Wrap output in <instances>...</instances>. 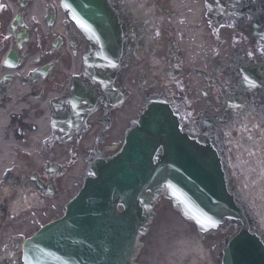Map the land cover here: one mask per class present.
Instances as JSON below:
<instances>
[{
    "label": "flooded vegetation",
    "instance_id": "1",
    "mask_svg": "<svg viewBox=\"0 0 264 264\" xmlns=\"http://www.w3.org/2000/svg\"><path fill=\"white\" fill-rule=\"evenodd\" d=\"M38 1L0 0V64L15 54L20 70L33 58L37 80L31 74L28 80L57 83L53 90L60 99L70 97L76 84L94 89L96 112L86 111L73 140L87 166L120 150L134 123L128 104L136 97L143 105L154 95L174 104L184 131L220 142L235 162L228 166L233 190L241 176L232 169L238 150L264 162V0H180L202 7L191 24L173 0H97L112 14L94 19L123 28L121 68L108 69V63L94 68L106 85L93 84L87 75L85 55L101 47L73 22L72 12L80 6L72 10L64 0H40L34 15ZM60 107V115L71 109L68 103ZM251 130L258 133L256 140Z\"/></svg>",
    "mask_w": 264,
    "mask_h": 264
},
{
    "label": "water",
    "instance_id": "2",
    "mask_svg": "<svg viewBox=\"0 0 264 264\" xmlns=\"http://www.w3.org/2000/svg\"><path fill=\"white\" fill-rule=\"evenodd\" d=\"M83 3L88 6L83 14L97 13L91 1ZM79 24L89 34L98 24L100 34L107 32L102 21ZM120 32L108 23L111 60L121 54ZM15 59L11 55L7 65L14 66ZM84 99L83 89L77 87L73 100L79 104ZM72 121H55L54 129L72 126ZM89 175L67 205L65 217L25 241L24 264H133L138 240L147 234L155 200L163 192L203 233L226 224L241 228L223 250V264H264V240L229 190L218 145L183 133L166 101L151 102L119 155L96 163Z\"/></svg>",
    "mask_w": 264,
    "mask_h": 264
},
{
    "label": "bare ground",
    "instance_id": "3",
    "mask_svg": "<svg viewBox=\"0 0 264 264\" xmlns=\"http://www.w3.org/2000/svg\"><path fill=\"white\" fill-rule=\"evenodd\" d=\"M40 2L39 0L34 7V15L40 13ZM174 2L179 10L190 13L191 17H197L200 13L201 6L198 3L181 5L180 0ZM33 61V58L29 57L20 70L9 69L0 64V251L4 252L9 264L17 259L16 241L23 243L27 239L25 232L29 227H42L49 220L44 215L48 212L47 206L50 202L46 201L48 199L40 190L29 185V182L24 184V180L36 175L40 184L43 186L51 184L53 191L58 188V182L63 184L66 182L68 194L77 187L78 166L70 167L64 176H60L62 169L59 160L62 149L58 144L52 147L49 145L48 148V143H53L50 139L46 141L51 126L49 105L56 99V94L51 90L48 99L38 100L40 96L37 95V90L41 89L43 94L45 85L43 82L32 84L28 80V75L34 70ZM4 76H10L13 80L4 83L2 81ZM29 127L35 130L26 134ZM19 131L23 133L21 136L18 134ZM50 151L51 154L47 155ZM72 155L74 156V153ZM24 157L29 161L27 164L29 171L25 170L23 165ZM45 161L54 164L58 174L50 176L43 174ZM73 161L69 165H72ZM16 172L21 175L17 178L23 179L18 186L22 187L21 190L7 184L3 179L5 174ZM55 200L53 209H50L54 217L58 215L59 208L58 197ZM177 225L181 237L172 238L169 246L162 244L160 253L163 259L158 264H210L201 243L196 242L180 222Z\"/></svg>",
    "mask_w": 264,
    "mask_h": 264
},
{
    "label": "rangeland",
    "instance_id": "4",
    "mask_svg": "<svg viewBox=\"0 0 264 264\" xmlns=\"http://www.w3.org/2000/svg\"><path fill=\"white\" fill-rule=\"evenodd\" d=\"M45 85H55L57 86L56 83H49L44 81L43 82ZM47 97V92L45 91V93L43 94L42 100L43 98ZM138 113V105L134 104L131 109H130V113L129 115L134 116L137 115ZM50 136V134H49ZM57 142L60 144V148L62 149V155H61V159L59 160V162L61 163V165L63 167H65V163L66 160L70 159V151L71 146L74 148L73 145H66L64 146L62 143H60L59 140H57ZM55 143H53L54 145ZM52 147V145H50ZM48 145V148L50 147ZM77 154H79V152H76ZM48 154H51V151ZM27 159L25 158V162H23L24 166H25V170L29 171L28 167H27V163H29V161H26ZM48 165H51V162L45 161L44 162V166H43V174L46 175L47 173V167ZM65 168H69V167H65ZM81 173L82 170H78L77 171V187L71 192V193H66L68 190L67 185H65L63 187V184H60L58 182V188L60 189L59 192H55L54 196L50 197H46L48 200L49 205L48 207V212H46V214L44 216H46L49 220L48 222L52 221V220H57L59 218H61L63 216V210L65 209V206L67 205V203L78 193L79 189H80V184H81ZM17 175V177L21 176L18 175L17 172L16 174H10L9 176L11 177H15ZM33 176V175H32ZM32 176H30L27 180H24V184H26L28 182V180H30L32 178ZM34 177V176H33ZM251 177V175H250ZM7 180V177L5 178ZM23 180L22 178L20 179ZM30 185V183H28ZM49 183H47L48 185ZM18 188V190H21L20 187H15ZM242 193L245 197L246 202L248 203V205L255 210L254 213H256L257 217L260 219L261 221V225H262V229L264 232V178L259 180V182L255 185L252 186L251 184V178L249 180H244L242 181ZM62 194V195H60ZM65 195V197H64ZM258 196H260L261 198H257ZM50 197V198H49ZM58 197V201H59V205H58V215L57 216H52L50 213V209H53V203H56L55 198ZM57 201V202H58ZM47 222V223H48ZM178 222H180L183 226V228L187 231V233L192 236L196 242L201 243V237L199 234L198 229L190 222H188L187 220H185L182 216L181 213L175 209L172 205L171 202L167 201L165 198H162L160 200V206H158L157 208V214L155 216L153 225L151 226V232L149 237L144 238L142 240V243L144 245V249L140 255L139 258V264H158L160 263V261H162L163 256L161 255L160 251H161V247L162 244H166V246H169L171 239H179L181 236L179 234V227H178ZM41 227L40 226H32L29 227L26 230V237H29L31 235H33L35 232H37ZM23 232V231H22ZM20 236V235H19ZM219 239H223V235L219 236ZM164 242V243H163ZM215 243H217V241H215ZM214 244H208L206 245V247L203 246V248L206 251V254L208 256V259L210 261L211 264H214L217 258V253H218V249L216 251L213 250ZM16 255L21 258V252L18 251L16 252ZM0 264H4V252L0 251ZM7 264H9L7 262ZM19 264H22L21 261L19 262Z\"/></svg>",
    "mask_w": 264,
    "mask_h": 264
},
{
    "label": "snow or ice",
    "instance_id": "5",
    "mask_svg": "<svg viewBox=\"0 0 264 264\" xmlns=\"http://www.w3.org/2000/svg\"><path fill=\"white\" fill-rule=\"evenodd\" d=\"M65 7H67V6L65 5ZM8 66L11 67L12 65L9 64ZM245 79H247V78H245ZM210 222H211V221H210ZM211 223H213V225H214V222H211ZM202 226H203V225H202Z\"/></svg>",
    "mask_w": 264,
    "mask_h": 264
}]
</instances>
